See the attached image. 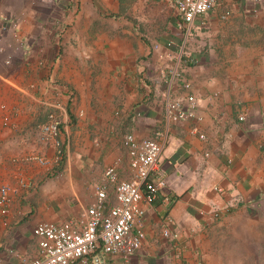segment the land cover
<instances>
[{
    "label": "crops",
    "instance_id": "obj_1",
    "mask_svg": "<svg viewBox=\"0 0 264 264\" xmlns=\"http://www.w3.org/2000/svg\"><path fill=\"white\" fill-rule=\"evenodd\" d=\"M3 18L13 28L0 37V185L13 192L0 264L37 258L34 228L76 221L112 165L132 178L126 135L159 133L162 186L145 206L143 246L100 264H264V0H219L198 17L182 66L190 89L172 97L194 95L202 121L165 116L183 23L171 0H0ZM51 112L62 160L22 162L54 157L37 131ZM169 221L176 241L163 235Z\"/></svg>",
    "mask_w": 264,
    "mask_h": 264
},
{
    "label": "built area",
    "instance_id": "obj_2",
    "mask_svg": "<svg viewBox=\"0 0 264 264\" xmlns=\"http://www.w3.org/2000/svg\"><path fill=\"white\" fill-rule=\"evenodd\" d=\"M163 1V0H155ZM182 18V41L177 55L176 69H168V93L165 101V116L169 122L202 121L198 102L194 95L177 100L172 91L180 86L190 89L183 78L182 66L188 57V47L194 35L198 17L214 11L219 0H171ZM230 13H226V19ZM11 20H0V37L7 33ZM10 60L6 64H10ZM60 88H65L60 86ZM5 108V107H3ZM242 119V118H241ZM41 143L54 149V157L31 153L22 157V162L36 163L43 167L59 165L63 157L61 141V119L56 112L47 116V121L37 127ZM201 139L205 136L200 135ZM166 135L159 133L155 139H137L128 134L123 138L132 172L130 180H121L118 165L114 164L105 172V184L95 189L93 203L85 209L76 221L60 224L41 222L33 231L38 239L39 255L29 264H100L105 256L130 258L139 252L145 240L146 205L157 199L162 183L154 179L164 151ZM112 188L113 196L110 194ZM13 190L0 185V213L7 214V207ZM222 192V191H221ZM217 216V214H216ZM169 221L164 237L176 241L179 234L172 229Z\"/></svg>",
    "mask_w": 264,
    "mask_h": 264
},
{
    "label": "rangeland",
    "instance_id": "obj_3",
    "mask_svg": "<svg viewBox=\"0 0 264 264\" xmlns=\"http://www.w3.org/2000/svg\"><path fill=\"white\" fill-rule=\"evenodd\" d=\"M2 37H6V34H4ZM1 37V38H2ZM2 52V51H1ZM3 53V52H2ZM9 60V59H8ZM7 62V61H6ZM70 200L72 199V196L69 198ZM68 200V199H67ZM73 203V202H72ZM66 205V204H65ZM63 208H65V207H63ZM73 210H74V208H72Z\"/></svg>",
    "mask_w": 264,
    "mask_h": 264
}]
</instances>
